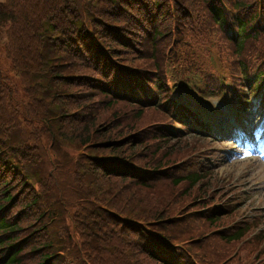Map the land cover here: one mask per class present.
<instances>
[{"label":"trees","instance_id":"obj_1","mask_svg":"<svg viewBox=\"0 0 264 264\" xmlns=\"http://www.w3.org/2000/svg\"><path fill=\"white\" fill-rule=\"evenodd\" d=\"M225 1L0 0V264H203L179 244L235 214L178 216L219 192L209 168H169L202 145L173 142L200 138L167 102L206 72L246 103L264 90V0ZM248 231L195 247L211 264Z\"/></svg>","mask_w":264,"mask_h":264},{"label":"rangeland","instance_id":"obj_2","mask_svg":"<svg viewBox=\"0 0 264 264\" xmlns=\"http://www.w3.org/2000/svg\"><path fill=\"white\" fill-rule=\"evenodd\" d=\"M0 45L3 46L6 44V38H5V30L0 28ZM4 43V44H3ZM34 56V54H33ZM128 64L135 65L136 61L134 60V56L130 52V54L127 57ZM0 64L2 68L7 71L8 76L13 78V73L10 71V62L7 60L5 51H2L0 55ZM170 65L173 63L170 62ZM132 65V66H133ZM256 110V106L253 105L252 112ZM157 112L155 110L150 109L148 111V114L151 116H154V113ZM264 115V113L261 114V116ZM249 120L252 121V113H248ZM260 116V117H261ZM259 117V118H260ZM264 118V116H262ZM226 118V117H224ZM258 119V118H257ZM231 124H234L233 119H230ZM260 120H256V124H258ZM239 128V126H238ZM252 130H254L252 128ZM248 134H251V131H247ZM254 137H256V134H253ZM177 144V146H186L189 147L191 145H202V147L208 145V143H201L199 140H195L192 136L190 139H185L183 141L177 142L176 140L173 141ZM255 143L257 144V150L253 153H246L245 151L239 149L238 151L234 152L236 149L235 145H233L231 142H225L222 146L221 151L224 152L226 155L225 157H220L217 159V166L214 172L211 173V179L212 181H215L217 179H220V176L222 178V184L225 183V181H228V183H238L240 187H242L247 193V196L245 198V202L243 204L242 213L243 215L251 216L252 212L254 214L260 213L262 211V222L259 224L260 227H264L263 219H264V152L261 150V146L263 143L259 142V138H255ZM206 186V185H205ZM189 200V199H188ZM192 203H187L184 205V207L181 208L180 212H177L178 216L181 217V219H184L185 221H195V218L197 215L194 214H188L192 209ZM240 214V212H237V216ZM20 214V212H19ZM232 215L231 218H228L226 221L227 223H231L237 219V216ZM231 219V220H230ZM244 218H238V220H242ZM230 220V221H229ZM226 223V224H227ZM257 226V225H256ZM258 229V230H259ZM26 230H24L25 232ZM216 229L214 227H209L207 231L204 232V237H197L193 241L189 243H183L181 242L180 247H182L187 253L190 255L191 259H198L203 264H209L208 262L204 261L201 256L206 255H212L209 251H203L197 247H195V244L197 243H203L202 239H208L211 236H214L216 233ZM221 244V243H220ZM235 245V244H234ZM233 249V248H232ZM232 251V250H231ZM239 251L231 256L227 261H225L228 256L223 258L220 261L217 262H211V264H234L238 260Z\"/></svg>","mask_w":264,"mask_h":264}]
</instances>
